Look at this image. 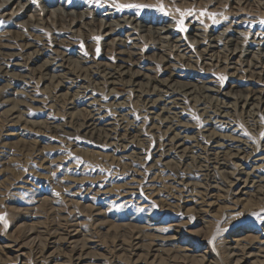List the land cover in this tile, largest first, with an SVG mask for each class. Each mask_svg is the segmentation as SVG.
Returning <instances> with one entry per match:
<instances>
[{
	"label": "rangeland",
	"instance_id": "rangeland-1",
	"mask_svg": "<svg viewBox=\"0 0 264 264\" xmlns=\"http://www.w3.org/2000/svg\"><path fill=\"white\" fill-rule=\"evenodd\" d=\"M229 39L232 41L227 43ZM45 48L49 49L46 52L50 56L59 55L62 70L68 73L71 82L69 80L65 85L50 82L48 77L45 80V76L38 72L46 58L33 61L38 54L35 52ZM120 51L124 54L127 51L129 57L134 53V66L127 65L133 71L129 76L119 78L121 82L118 85L108 86L103 68H116ZM11 53L18 54L21 69L8 66L13 60L9 56ZM263 54L264 0H0V104L1 94L6 96L4 100L11 99L9 89L5 88H11L12 93H20L22 88L25 91L31 86L33 96L42 104L29 106L28 115H36L43 104H48L59 121V130L53 133L34 136L20 134L19 131L17 136L6 137L7 133L1 130L5 123H1L0 118V217H3L0 220V242L21 235L24 227L20 226V214L25 211L36 212L40 218L35 219L47 226L52 219L49 205L68 213L90 205L92 198H105L96 207L106 208L107 205V211L116 215L132 212L140 215L144 211L134 209L141 206L140 202L146 203L142 204L148 205L146 211L158 219L170 216L198 240H206L201 245L194 244L197 250L193 255L212 250L219 258V264H230L226 257L230 250L225 246L236 238L233 234L235 229H242L241 235L260 237L264 223L261 220L264 198L262 201L249 198V206L241 204V207L240 204H232L230 197L222 193L224 191H219L221 199L218 198L217 206L200 208L196 205L199 202L197 198L191 195L189 203H182L186 194H181L178 201L172 200L170 191L180 190L168 180L180 177L178 173L189 168L195 172L205 171L204 184L209 185L214 179L223 183L222 172L233 167V160L228 155L225 158V155L217 154L207 142L206 132H203L211 127L205 121L207 117L219 119L217 114L222 110L226 114L224 121L238 130L225 134L245 143L242 162L250 164L251 160L258 158L259 150L264 146L261 137L264 133ZM126 56L125 59L128 58ZM168 61H171L173 74L183 78H175L176 81L207 85L217 91L211 97L223 102H214L199 94L183 104L186 113L183 120L190 124L187 132L191 136L184 148L190 154L171 159L173 172L159 173L151 172L146 166L152 158L165 154L170 148L165 147L166 143L172 145L173 142H170L160 120L149 119L146 103L134 98L128 82L132 83L135 80L132 74L138 73L141 77L137 79L143 86L149 83V89L154 86L161 88L158 81L167 79L171 71ZM10 76L24 77L28 87L16 84ZM247 87L261 92L257 94L261 99L259 109L252 112L249 111L252 105L242 108L243 101L238 103L234 99L246 94L243 90ZM169 94L161 93L151 98L164 99L170 97ZM91 97L117 131L116 140L121 139L126 150L136 149L139 155L136 154L133 161L121 159L125 154L120 153V147L109 148L102 139L62 127L69 113V102L75 101L76 112L85 119L83 104ZM22 100L28 102L26 96ZM249 103L258 102L253 98ZM3 110L0 106V114ZM81 123L82 119L78 124ZM212 133H217V130ZM38 153L44 154L48 163L38 160ZM143 161H147L145 165ZM138 171H141V176L137 175ZM144 171L150 172L144 174ZM155 173L159 175L155 177L160 182L150 184ZM131 178L136 183V190L128 191L125 184ZM105 190L109 193L102 196L100 192ZM123 200L130 201V205H119ZM170 203L176 206L171 208ZM89 220L80 219L86 224ZM91 220L94 222L95 219L91 217ZM104 254L114 255L111 252ZM29 264L35 263L31 260Z\"/></svg>",
	"mask_w": 264,
	"mask_h": 264
},
{
	"label": "bare ground",
	"instance_id": "bare-ground-1",
	"mask_svg": "<svg viewBox=\"0 0 264 264\" xmlns=\"http://www.w3.org/2000/svg\"><path fill=\"white\" fill-rule=\"evenodd\" d=\"M13 18L12 20L15 19ZM164 40H166V38H164ZM231 41L232 40L229 39L227 43H230ZM48 50L45 48L42 51L36 50L35 52L38 54L33 61H39L43 57L46 58V61L42 63L38 72H41V74L45 76V80L49 78L50 82H55L57 84L60 83L62 85L67 84L70 78L68 73L65 74L62 70L64 68L59 61V55L55 54L54 56H50V53L46 52ZM122 51L119 52L121 57L118 59L119 64H117L116 68L113 66H111V68L104 66L103 68L108 86L118 85V83L121 82L119 78L123 79V77L129 76L133 71L127 65L132 64L134 66L132 63L134 53H130L129 57L128 54H126L127 51L125 54ZM14 53L9 55L13 60L8 66L19 70L21 69V63L18 54ZM125 55L128 56L127 59L124 58ZM161 59L163 61V58ZM164 60L166 59L164 58ZM168 62H170L169 66L171 71L167 79L158 81L161 88H156L154 86L149 89V83L143 86L137 79L141 77L138 73L132 74L135 78L132 83H130V81L128 82V87L130 88L131 93L134 94V98L139 101L144 100V103H146L147 107L145 108H147L146 111H148L149 119L160 120L161 124H164L165 132L169 134L170 142H173L172 145L166 143L165 147L170 146V148H167L168 150L165 151V154L163 156L152 158L149 160L150 164L146 166L151 172L158 171L159 173H163V171L173 172L174 167L171 165V159L180 156L187 157L190 154L188 153L189 151L187 152L188 149L184 148L185 145L189 144L191 136H188L187 132L190 129V124L188 125L183 120L186 116L183 104L190 101L191 97L193 98L194 96L195 98V95L198 96L199 94L205 95V98L208 97L214 102H223L217 97H211V95H213L212 93H216L217 91L207 85L201 83V86H197L176 81L175 78H183H181L182 76L173 74V69L170 65L171 61ZM10 77H13V82L16 84L20 83V86L28 87L24 77ZM208 83H210V81ZM30 87L25 91H23V88L19 90L21 94L18 92L12 93L11 88H5V90L9 89V95H11L10 100H4L6 96L1 94L2 102L0 106L5 109L3 110L4 112L0 114L1 123H5V126L1 128V130L3 129L2 132L5 131L7 133L6 137H14L19 133L23 135L37 136L39 133H53L59 130V121L53 116L51 105L43 104L38 110L39 113H36L34 116L28 115L29 106H32V104H42L41 100L33 96V89H30ZM243 91L246 94L242 93L234 98L235 102L239 103L242 100L244 103L242 108H248L249 105H252L249 111L257 109L260 106L259 100H261L257 94L264 91L259 92V90H255L252 87H247ZM168 92H170V97H163L164 99L160 97L157 99L151 98L155 95L158 96L161 93L165 94ZM23 96L27 97L28 104L23 100L20 101L23 99ZM224 97L228 96L224 95ZM253 98L258 103H249ZM87 99V102L83 104L86 108L85 112L87 117L83 119L84 117L76 112L75 109L77 105L75 101L72 100L69 102V113L66 117V123L62 127L78 133L83 131L85 132V135L97 140L102 139L109 148L114 147L117 149L120 147L122 150L120 153L125 154L121 159L129 162L133 161L132 158L138 154L135 151L136 149H131L132 151L126 150L127 148L122 145L121 139L116 140L115 136H117V131L112 127V123L107 119L106 115H102L104 110L95 103L96 101L92 99V97ZM218 105L221 104L219 103ZM224 105H226L225 107L230 108L228 104ZM198 110L199 109H197V111ZM262 111V114L264 115V108ZM3 115L4 117H2ZM201 115H203V113H201ZM217 117L219 119H215L212 116L207 117L205 121L209 123V126L211 127H207L203 132H206L205 137L208 138L207 142L211 143V148L215 150L217 154H223L226 156L225 158H227L228 155L229 159L233 160L231 163L233 167H230L228 172L221 171L222 176L224 175L223 178L225 179L222 184L214 179L210 181L209 185L204 184L206 182H204V178L207 175L205 171L197 170V172H195L189 170L188 167V169H182L180 173H178L181 174L180 177L168 180L172 181L173 185L177 186L180 190L170 191V198L178 201V197L181 198V194H186V196L182 198V203L185 204L189 203V196L191 195L197 198V201L199 202L196 203V205H199L200 208H210L215 206L218 198L221 197L219 191H224L222 193H226V196L230 197L232 204H240V206L243 204V207L249 206V198L257 200L260 198L259 201H262L264 198V146H262V150L258 149L261 153L258 154L256 160H251L250 164L243 163L242 159L244 156L242 155V147L245 146V143L242 144L238 138H231L230 135L225 134L227 132L234 133L238 130L233 129L234 125L231 123L224 121V119H226V114L223 110L217 114ZM33 119H41V121L39 122ZM81 119L82 123L78 124ZM77 124L78 126L76 127ZM214 130H217V133H212ZM171 134L172 136H170ZM261 137H263L264 141V133ZM38 154V160L42 161V163H48L44 154ZM248 156L245 155V157ZM146 162H144L143 165H145ZM213 170L214 168H212V171ZM140 172L137 173L138 176H141ZM147 172L150 171H146V173ZM146 173L144 171V174ZM155 176L159 175L155 173L154 177L149 181L150 184L160 182L159 178ZM219 179L222 180L221 177ZM156 180L158 181L155 182ZM125 185L128 191L136 190V183L132 181V178L130 181H127ZM175 186L174 188L176 189ZM108 193L109 191L106 190L100 192L102 196H106ZM131 193L132 192H130V194ZM175 193L179 195L176 196ZM125 195H128V193ZM89 199L90 197L88 200ZM103 200H105V198H92L89 200L90 205L82 207L77 211L73 209L68 213L60 208H54V206L52 207L49 205L52 219L47 226H43L35 219L40 218L36 212L29 213L25 211L21 213L20 218L22 224L20 226L24 227V229L21 231L20 236L8 237L0 242V264H29L31 260H33L35 264H219V258L212 253V250H204L200 254L193 255L194 251L197 250L194 244L201 245L200 243H206V240L203 238V240H198L190 231L185 230L182 224L177 221H172L170 216H164L158 219L152 215L151 212L146 211L148 205H142L146 204L143 202H140L141 206L139 205V207L134 209L136 211H144L140 215L136 212L116 215L113 211H107V205H105L106 208L104 206H102L104 208L96 207L97 205H101ZM179 202H181V199ZM68 203L72 204L74 202L70 201ZM130 203V201L123 200L119 205L126 207L128 204L130 205ZM76 205H78V203ZM169 206L173 208V206L176 205L170 203ZM91 217L95 219L94 222H91ZM82 218H90V225L81 222L80 219ZM261 220L264 222V216ZM262 226V233L259 238L252 237L251 234L241 235L242 229H235L233 234L236 235V238L230 240V244L228 243L225 246L227 250H230V252L226 254L230 264H264V223ZM243 229H246V227ZM255 233L259 234L257 232H254L253 234ZM200 250L201 249H199V252ZM108 252H111L114 255L104 254Z\"/></svg>",
	"mask_w": 264,
	"mask_h": 264
},
{
	"label": "snow or ice",
	"instance_id": "snow-or-ice-1",
	"mask_svg": "<svg viewBox=\"0 0 264 264\" xmlns=\"http://www.w3.org/2000/svg\"><path fill=\"white\" fill-rule=\"evenodd\" d=\"M3 219V217H0V220H2Z\"/></svg>",
	"mask_w": 264,
	"mask_h": 264
}]
</instances>
